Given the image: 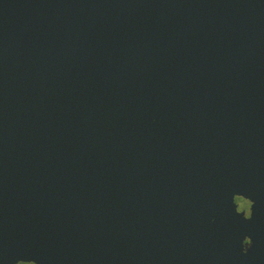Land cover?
Masks as SVG:
<instances>
[{
    "label": "water",
    "instance_id": "95a60500",
    "mask_svg": "<svg viewBox=\"0 0 264 264\" xmlns=\"http://www.w3.org/2000/svg\"><path fill=\"white\" fill-rule=\"evenodd\" d=\"M264 264V0H0V264Z\"/></svg>",
    "mask_w": 264,
    "mask_h": 264
},
{
    "label": "flooded vegetation",
    "instance_id": "af4514ba",
    "mask_svg": "<svg viewBox=\"0 0 264 264\" xmlns=\"http://www.w3.org/2000/svg\"><path fill=\"white\" fill-rule=\"evenodd\" d=\"M16 264H33V263H31V262H23V261H19V262H17Z\"/></svg>",
    "mask_w": 264,
    "mask_h": 264
}]
</instances>
